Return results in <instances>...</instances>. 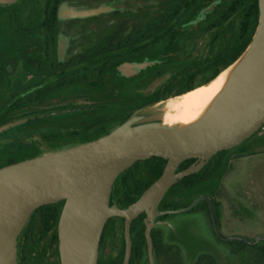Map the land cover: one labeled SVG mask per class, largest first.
I'll return each mask as SVG.
<instances>
[{
    "label": "rangeland",
    "instance_id": "rangeland-1",
    "mask_svg": "<svg viewBox=\"0 0 264 264\" xmlns=\"http://www.w3.org/2000/svg\"><path fill=\"white\" fill-rule=\"evenodd\" d=\"M229 1L201 0L176 22L182 37L176 49L149 54L120 50L122 56L107 65L99 81L79 83L34 102L27 98L32 89L26 86H21L14 97L11 94L12 81L28 83L33 57H50V72L41 78L43 88L66 72L63 66L70 58L92 57L108 41L117 44L166 11L170 0H63L50 38L40 24L46 0L0 3V127L21 120L0 131V164L8 158L21 159L33 152L45 153L79 144L104 126L116 124L121 114H131L135 124L160 122L166 113L173 115L166 104L182 89L186 71L195 73L190 86L206 81L215 69L207 67L209 61L235 37L241 11L220 26L204 28ZM176 19L177 16L171 22ZM240 60L241 57L232 65L237 67ZM127 65L134 73L123 72ZM156 94L161 98L158 102L133 108ZM99 115L108 122L86 129L88 120ZM249 137L225 152L222 170L209 182L188 190L174 187L162 196L158 203L173 204L174 208L186 206L203 195L213 198L217 203L216 228L204 199L188 210L156 217L152 229L159 252L153 254L154 264H194L202 253L212 255L215 264H242L246 256L230 253L233 242L222 238L250 242L264 236V149L234 155ZM140 167L136 164L130 170L134 178L140 175ZM134 178L117 181V198ZM52 204L60 211L63 201ZM206 204L208 207L207 201ZM155 210H159L158 204ZM57 221L58 218L50 221L47 227L39 212L29 215L13 248L16 264H60L55 238ZM122 227L123 220L116 216L107 222L98 247L100 264H117ZM141 264H148V260Z\"/></svg>",
    "mask_w": 264,
    "mask_h": 264
},
{
    "label": "water",
    "instance_id": "water-1",
    "mask_svg": "<svg viewBox=\"0 0 264 264\" xmlns=\"http://www.w3.org/2000/svg\"><path fill=\"white\" fill-rule=\"evenodd\" d=\"M122 70L125 74L134 73L131 65ZM20 121L3 125L0 131ZM135 122L129 117L101 137L0 167V264L14 248L32 211L61 200L57 221L60 264H97L103 226L113 216L123 218L122 264H128L131 253V222L142 212L148 264H154L151 229L155 217L188 210L204 199L216 228L212 201L207 195L180 208H155L174 182L264 125V0H258V21L252 40L208 119L181 128L161 122ZM151 156L166 159L161 174L126 207L109 204L117 175L133 162ZM188 158L195 161L176 171L178 164ZM258 239L264 236L250 242Z\"/></svg>",
    "mask_w": 264,
    "mask_h": 264
},
{
    "label": "trees",
    "instance_id": "trees-1",
    "mask_svg": "<svg viewBox=\"0 0 264 264\" xmlns=\"http://www.w3.org/2000/svg\"><path fill=\"white\" fill-rule=\"evenodd\" d=\"M62 1L63 0H46L45 2L43 15L44 18H46L47 22L51 24V31L53 30V26L57 18L59 4ZM200 1L201 0H170V5L168 6L166 11L157 15L154 20L149 21L144 27L140 28L136 32L131 33L124 39L120 40L117 44L114 45L111 41H108L107 43L103 44L98 52H96L92 57L79 55L70 58L64 63L63 66V69H66V72L50 86L51 95L56 94V92H59L64 88H68L79 83L99 81L106 71L107 64L122 56V53L118 52V50H124L132 54L137 52H139L140 54H149L158 51L168 52L176 49L178 46H180L182 38L179 30L176 27V22H180L186 15L189 14L191 10L198 6ZM237 11H241V20L235 37L232 41L226 44L225 47L220 52H218L212 60L209 61L207 67H215V69L212 71L210 77L199 85L209 82L210 80L215 78L221 72V70L232 65L237 59L242 56V54L250 44L257 27L258 0H230L227 7L221 12L217 13L213 17V19L205 25L204 28L209 30L220 26ZM175 16H177L176 21L171 22L172 18H174ZM114 50H116V52H114ZM194 76V72L186 71L182 79L184 81L181 84L182 89L178 90L176 95L182 94L199 86H190ZM160 99V96L156 94L149 101H146L144 103H137V105L133 108L138 109L152 102H158ZM130 116L131 114L129 113H127L126 115L121 114L116 124H113L111 126H104L93 137L82 142L105 135L114 127L118 126L126 119H128ZM107 122L108 119L105 116L99 115L88 120L86 129H91L94 126L104 125ZM227 150L228 149L221 150L211 155L197 171L178 179L168 188L167 191L174 187H180L181 189L185 190L193 189L209 182L217 175V173H219L220 170H222L223 160L225 157L223 155H225V152ZM39 154L42 153L33 152L22 157L21 159L8 158L4 161V163L0 164V167L25 158L34 157ZM194 161L195 158L185 159L178 164V166L176 167V171L186 168ZM165 163L166 159L159 156H151L147 159L137 160L133 162L129 167L120 172L115 178L109 196V204H116L119 207H126L128 204L133 202L161 174ZM136 164L141 165V167L139 168L141 170L139 173L140 175L134 178V175L130 172V170L135 168ZM129 178H134V180H132V182H129V184H127L122 189V193L119 194L120 197L117 198L114 193V185L119 179H123L124 182H127ZM211 201L215 214V211L217 210V203L213 198H211ZM160 202L161 201H159V203ZM202 202L205 203L206 211L208 212L206 201L202 200ZM159 203V210L167 209L168 206H170L171 209H174L175 206L173 204ZM34 212L40 213L41 219L44 221L47 227L50 221L57 220L60 213V211L57 210L52 203L41 205L32 211V213ZM163 216H165V214L158 217ZM110 218L111 217H109L104 223L102 233L106 228L107 222L110 220ZM117 218L123 220V218L121 217ZM144 218L145 213L142 212L131 222V253L128 264H141L144 259L147 260L146 240L144 236ZM50 226L51 224H49V227ZM102 235L101 237H103ZM56 236L57 232L55 238ZM151 239L153 254L155 255V252L158 254L159 247L156 243L153 229H151ZM223 241L233 242V245L229 246L230 253H241L246 256V258L243 259L245 261H243L242 264H264V239H258V241L252 243L240 239H230ZM123 250L124 240L122 235L121 253L117 264H122ZM97 264H100L99 258L97 259ZM174 264L181 263L175 262ZM194 264H215V259L210 254L202 253L197 255Z\"/></svg>",
    "mask_w": 264,
    "mask_h": 264
},
{
    "label": "bare ground",
    "instance_id": "bare-ground-1",
    "mask_svg": "<svg viewBox=\"0 0 264 264\" xmlns=\"http://www.w3.org/2000/svg\"><path fill=\"white\" fill-rule=\"evenodd\" d=\"M235 69L236 66L231 65L206 84L175 96L166 104L174 113H166L161 124L181 128L208 119L233 78ZM2 264H16L13 249Z\"/></svg>",
    "mask_w": 264,
    "mask_h": 264
},
{
    "label": "flooded vegetation",
    "instance_id": "flooded-vegetation-1",
    "mask_svg": "<svg viewBox=\"0 0 264 264\" xmlns=\"http://www.w3.org/2000/svg\"><path fill=\"white\" fill-rule=\"evenodd\" d=\"M60 5L61 4H59L58 11L60 10ZM40 24L43 25L42 27L45 30L44 32H46L47 37L50 38L51 37V33H52L51 24L49 22H47L46 18H44V15L42 17V20H41ZM114 52H116V50H114ZM118 52L121 53L122 51L118 50ZM30 66L32 68V72L29 75L30 79H28V83H25V84L21 83L20 84V81H12L11 84L13 86V92L11 94L13 95L16 92H19V89H20L21 86H26L28 89H32L27 95V98L30 101L34 102L35 100H38V99H41V98H43L44 100L47 99V98H50V96H51L50 86L52 84H48V85H45L43 88H40L41 87V83H42V81H41L42 76L46 77V75H48V72H50V57H49V54H45L40 59L36 58V57H33ZM204 84H206V83H204ZM201 85H203V84H201ZM201 85H199V86H201ZM199 86H197V87H199ZM186 92H188V91H186ZM186 92H184V93H186ZM184 93H182V94H184ZM179 95H181V94H179ZM13 97H14V95H13Z\"/></svg>",
    "mask_w": 264,
    "mask_h": 264
},
{
    "label": "crops",
    "instance_id": "crops-1",
    "mask_svg": "<svg viewBox=\"0 0 264 264\" xmlns=\"http://www.w3.org/2000/svg\"><path fill=\"white\" fill-rule=\"evenodd\" d=\"M264 149V125L250 135L248 141L234 155H246Z\"/></svg>",
    "mask_w": 264,
    "mask_h": 264
}]
</instances>
